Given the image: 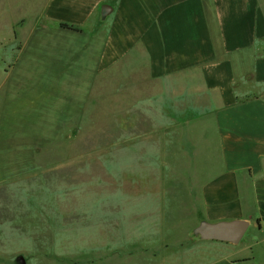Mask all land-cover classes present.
Segmentation results:
<instances>
[{
    "label": "crops",
    "instance_id": "crops-1",
    "mask_svg": "<svg viewBox=\"0 0 264 264\" xmlns=\"http://www.w3.org/2000/svg\"><path fill=\"white\" fill-rule=\"evenodd\" d=\"M38 22L70 40L91 34L90 89L112 72L115 100L129 86V118L149 121L147 141L166 125L183 138L150 149L192 152L184 193L131 210V264H264V0H44ZM234 219L248 222L237 243L192 234L200 220Z\"/></svg>",
    "mask_w": 264,
    "mask_h": 264
},
{
    "label": "rangeland",
    "instance_id": "rangeland-1",
    "mask_svg": "<svg viewBox=\"0 0 264 264\" xmlns=\"http://www.w3.org/2000/svg\"><path fill=\"white\" fill-rule=\"evenodd\" d=\"M43 3L0 0V264H103L114 253L109 264H131V210L184 193L192 152L151 150L183 138L166 125L147 141L148 120L129 118V86L127 102L115 100L112 72L90 89L91 34L43 28Z\"/></svg>",
    "mask_w": 264,
    "mask_h": 264
},
{
    "label": "water",
    "instance_id": "water-1",
    "mask_svg": "<svg viewBox=\"0 0 264 264\" xmlns=\"http://www.w3.org/2000/svg\"><path fill=\"white\" fill-rule=\"evenodd\" d=\"M111 7L107 4L101 6L100 15L104 18ZM248 226V222L244 219L223 220L217 222H208L200 220L192 229V234L202 239H211L237 243L243 237ZM20 263H24L25 259L22 255L17 257Z\"/></svg>",
    "mask_w": 264,
    "mask_h": 264
},
{
    "label": "trees",
    "instance_id": "trees-1",
    "mask_svg": "<svg viewBox=\"0 0 264 264\" xmlns=\"http://www.w3.org/2000/svg\"><path fill=\"white\" fill-rule=\"evenodd\" d=\"M60 25L64 28H69V29H74V30H77L78 28L75 27V26H72V25H69V24H66V23H60Z\"/></svg>",
    "mask_w": 264,
    "mask_h": 264
}]
</instances>
